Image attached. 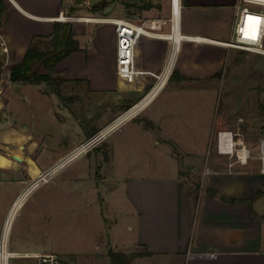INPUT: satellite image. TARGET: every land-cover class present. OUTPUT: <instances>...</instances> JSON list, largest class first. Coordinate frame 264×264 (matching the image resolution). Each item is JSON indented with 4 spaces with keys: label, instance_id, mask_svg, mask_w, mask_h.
<instances>
[{
    "label": "crops",
    "instance_id": "crops-1",
    "mask_svg": "<svg viewBox=\"0 0 264 264\" xmlns=\"http://www.w3.org/2000/svg\"><path fill=\"white\" fill-rule=\"evenodd\" d=\"M0 1L6 13L0 23V41L8 47L3 52L0 45L5 64L21 61L33 38L51 35L57 22L71 23L80 42L56 65L71 88L68 95L39 90L42 102L56 97L60 111L47 114L52 130L48 124L39 130L26 125L27 131L4 133L0 185L9 198L6 216L40 174L74 154L95 131L126 116L101 144L29 189L19 211L36 197L28 228L37 234L98 229L109 242L104 253L137 252L130 264H264L261 139L247 144L240 131L229 129L241 134L253 156L247 163L230 159L222 168L216 166L219 155L227 153L213 146L215 132L226 124L220 74L234 49L209 40L232 38L237 0H181L178 35L183 37L174 46L165 36H143L136 50L137 66L146 71L141 75L118 74L115 26L99 20L169 18L171 0H106L98 17L77 12L99 0ZM111 4L115 8L105 13ZM117 9L120 13L112 14ZM64 15L71 18L64 21ZM91 23L96 25L90 32ZM162 31L170 33L171 24ZM145 96L140 109L129 111ZM6 109L0 103V113Z\"/></svg>",
    "mask_w": 264,
    "mask_h": 264
},
{
    "label": "rangeland",
    "instance_id": "rangeland-1",
    "mask_svg": "<svg viewBox=\"0 0 264 264\" xmlns=\"http://www.w3.org/2000/svg\"><path fill=\"white\" fill-rule=\"evenodd\" d=\"M106 4L108 3L105 2L100 8ZM100 8L88 4L87 8L77 13H87L93 16L104 14L99 10ZM0 10V23L2 24L6 19V13L1 1ZM119 13L117 9L112 14ZM63 20L66 21L67 17L65 16ZM88 25L91 32L96 24ZM233 49L234 55L230 57L220 74V98L224 108L222 119L226 123L220 130L235 129L244 135L247 144H255L264 137V55L241 48ZM0 62L6 65L1 57ZM52 77V82L39 83L4 80L6 85L0 88V103L7 108V113H0V118L8 119L7 122L0 119V144L3 143L4 133L9 129L18 133L21 130L27 131L26 125L28 130H39L41 126L48 124L49 129L52 130L47 114L60 111L56 105V97L52 102L47 100L42 102L39 90L42 89L48 96L57 93L61 97H66L71 91V88L56 72H52ZM9 110L11 111L8 112ZM63 112L66 114L68 110L65 109ZM217 135L218 133L215 132L214 148L217 144ZM219 157L216 165L218 168L224 167L230 159L237 160L236 154L219 155ZM259 162L261 163L257 160L258 164ZM4 188V185H0V236L9 207L8 193L3 191ZM35 200L36 197L26 201L21 213L19 214L21 208L16 213L9 235L8 248L10 250L18 252L53 251L59 255L62 264H112L109 253H104L105 248L109 247L107 235L98 229L80 228L82 230L59 233L53 231L45 234H37L34 230H30L26 221L30 217L28 213L33 208ZM102 236L105 238H101ZM33 261L32 258L17 257L12 258L10 264H34Z\"/></svg>",
    "mask_w": 264,
    "mask_h": 264
},
{
    "label": "built area",
    "instance_id": "built-area-1",
    "mask_svg": "<svg viewBox=\"0 0 264 264\" xmlns=\"http://www.w3.org/2000/svg\"><path fill=\"white\" fill-rule=\"evenodd\" d=\"M177 4V0H171V16L169 18H142L138 22L129 18H100V23L110 22L115 26L117 39V71L119 75H141L146 72L145 70H140L136 62V50L143 36H165L173 41L174 46L179 44L180 39L183 37L181 35L179 37L177 34V27L180 30L181 0H179V19L177 18ZM235 6L238 10V14L232 38L228 40L210 39L209 41L226 48H241L264 55V0H237ZM66 17L67 20L71 18L70 16ZM168 23L171 24V32L164 34L162 30ZM179 33L181 32L179 31ZM0 45L2 46L3 52L8 51V47L3 38H1ZM155 76L159 82L163 80V73L156 74ZM145 99L146 96L134 104L129 111L133 110L132 112H134L140 109L144 104ZM125 117L120 116L116 118L110 124L95 131L92 135L86 138L74 150V152H77L76 156L86 154L101 144L112 131L118 128ZM227 133H230V136H228ZM240 137V133H234L231 130H220L217 135V147L221 153L236 154L237 160L235 161L247 163L253 155L246 145L240 143ZM229 147L232 149V152H229ZM245 147L247 148L246 157L242 158L239 154V149ZM258 158L261 161L260 171L264 173V138H261L259 142ZM39 177H41V175ZM7 220L8 217L6 218L1 231L0 264H10L11 259L17 257L35 259L36 264H62V260L57 253L21 254L10 250L8 248L9 238L4 241ZM201 255L215 256L214 253H204Z\"/></svg>",
    "mask_w": 264,
    "mask_h": 264
},
{
    "label": "trees",
    "instance_id": "trees-1",
    "mask_svg": "<svg viewBox=\"0 0 264 264\" xmlns=\"http://www.w3.org/2000/svg\"><path fill=\"white\" fill-rule=\"evenodd\" d=\"M1 14V12H0ZM80 48L72 24L57 22L51 35L35 36L19 62L3 65L0 62V78L32 83L52 82V72L57 63ZM137 254L110 251L112 264H130Z\"/></svg>",
    "mask_w": 264,
    "mask_h": 264
},
{
    "label": "bare ground",
    "instance_id": "bare-ground-1",
    "mask_svg": "<svg viewBox=\"0 0 264 264\" xmlns=\"http://www.w3.org/2000/svg\"><path fill=\"white\" fill-rule=\"evenodd\" d=\"M178 4H177V18L179 19V0H177ZM65 16V15H64ZM63 19L65 17H62ZM87 20H91L90 18H88ZM179 32V28L177 27V34ZM228 136H230V133H227ZM241 144H243V140L241 139L240 140ZM246 151H247V148H240L239 149V154L242 156V158H245L246 157ZM229 152H232V149L229 147ZM77 154V152H75L74 154H72L70 157L66 158L62 163H60L59 165L57 166H54L53 168L49 169L48 172L46 171V173H42L41 174V177H37L36 181L34 182L35 184L36 183H39L41 181H46L48 178H51L58 169H60L64 164L67 163V161H69L70 159H72L73 157H75ZM31 185L29 187V189L31 187H34V185ZM29 189H27L23 194H21V196H19V198L16 200V202L14 203L11 211L8 213L7 217H8V220H7V225H6V229H5V237H4V241H6L8 238H9V235H10V231H11V228H12V222H13V219L16 215V213L18 212V210L22 207V204L25 200V197H26V194L28 191H30ZM6 217V218H7Z\"/></svg>",
    "mask_w": 264,
    "mask_h": 264
},
{
    "label": "water",
    "instance_id": "water-1",
    "mask_svg": "<svg viewBox=\"0 0 264 264\" xmlns=\"http://www.w3.org/2000/svg\"><path fill=\"white\" fill-rule=\"evenodd\" d=\"M84 1H85V0H76V4H82ZM105 1H106V0H99V1H97V2H95V3L93 4V7H101V6H103V5L105 4ZM128 1H130V2H132V3H139V2H141L142 0H128ZM154 2H157V0H154ZM114 8H115V4H111L110 6H108V7L106 8L105 13L112 12Z\"/></svg>",
    "mask_w": 264,
    "mask_h": 264
}]
</instances>
